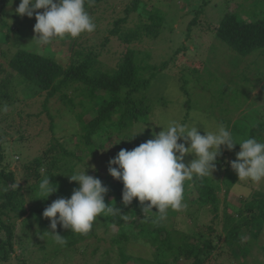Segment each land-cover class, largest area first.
Masks as SVG:
<instances>
[{
	"label": "rangeland",
	"instance_id": "1",
	"mask_svg": "<svg viewBox=\"0 0 264 264\" xmlns=\"http://www.w3.org/2000/svg\"><path fill=\"white\" fill-rule=\"evenodd\" d=\"M2 1L0 79L11 74L9 87L14 91V99L0 103V147L4 153L3 164L14 172L15 185H21L24 191L28 211L22 218L13 219L16 223L11 249H4L8 256L0 260V264H154L152 246L135 232L136 226L143 223V217L157 215L142 212L147 201L142 205L135 200L134 209L125 219L128 239L123 243L112 241L119 226L109 224L106 216H98L92 234L68 249L57 243L55 236L49 238L50 235L38 232L41 227L38 216L31 215L30 210L34 206L50 205L60 197L70 198L73 189L79 185L68 176L82 172L84 168L87 175L99 178L106 186L105 181L114 179L108 174L109 161L121 149L132 150L139 146L133 141V135L142 131L136 135L151 139L153 133L162 130L160 125L166 128L170 120L197 124L201 135L203 130H213L216 124L222 123L232 131L237 142L247 138L264 142V130L250 134L256 123L264 121V47L246 55L239 54L221 40L211 26L225 9L237 11L245 20L264 17V0H138L136 8L128 12L124 27L150 23V15L156 10L163 18L155 37L143 34L128 44L117 35H110L108 30L118 17L126 15L124 9L133 0H100L89 13L96 25L93 32L82 33L76 38L67 35L55 38L50 45L44 46L39 52L66 65L70 60V42L75 40V47H94L99 53L100 67L110 70L128 45L135 50L141 76L149 78L145 91L129 93L123 90V97L130 95L139 106L146 108L145 114L118 129L114 128L118 126V117L112 116L115 125L111 126V121H107L93 136L91 145L83 136L82 126L96 115L101 100L90 97L80 83L70 84L63 92L48 97L45 90L21 81L8 66V60L21 47L38 52L35 41H31L35 35V13L32 18L18 16L15 9L20 0ZM194 17L196 21L190 25ZM4 22L6 24L2 26ZM105 35L108 39L101 45ZM56 140L59 146H55V152H50L48 148L55 145ZM62 148L72 150L74 154L64 155ZM239 150V145L231 151L222 147V154L217 157L215 170L209 176L219 185L215 193L217 202L213 206L198 202L199 197L203 200L198 184L185 182L183 203L187 207L168 210L163 220L167 228L205 236L211 223L222 231L224 213L236 215L235 210L241 209L244 210L242 216L250 215L244 205L264 196V180L254 183L238 179L229 162L236 159ZM52 153L58 160L56 166L51 165ZM194 158L193 154L186 155L184 162L187 164ZM28 164L38 171L37 179L30 178L29 182L39 186L35 181L46 176H50V183L54 181L52 187L56 186L57 190L46 199L39 198V188L32 191L24 181L23 167ZM112 197L107 191L104 199ZM151 210L155 212L153 208ZM256 212L254 209L252 213ZM38 214L43 217L41 212ZM27 215L29 217L22 221ZM236 218L240 217L236 215ZM2 219L6 221L4 216ZM219 235H225V231ZM240 235L249 251L242 255L237 248L231 251L226 247L224 250L216 248L214 264H264V228L255 233L241 225ZM214 240L221 243L222 238ZM121 251L128 256L125 262ZM2 253L3 249H0V255Z\"/></svg>",
	"mask_w": 264,
	"mask_h": 264
},
{
	"label": "trees",
	"instance_id": "2",
	"mask_svg": "<svg viewBox=\"0 0 264 264\" xmlns=\"http://www.w3.org/2000/svg\"><path fill=\"white\" fill-rule=\"evenodd\" d=\"M3 2L5 1L3 0ZM99 2L100 0H91V2L90 0H85V11L89 14ZM137 2L138 0H133L132 4L124 9L126 15L118 17L108 30L110 35H117L123 43L128 44L132 40H138L143 34L155 37L159 31L163 17L158 10L151 13L150 23H138L135 27L123 26L128 12L136 8ZM195 21L196 17L190 21V25L195 23ZM5 24L6 22L2 23V26ZM211 26L215 34L239 54L246 55L256 49H260V47H264V17L245 20L239 17L237 11L225 9L220 19ZM6 32L8 33V30ZM107 39L108 35H105L101 45ZM75 44V40L70 42V60L66 65L57 62L49 54L34 52L28 50L29 48L21 47L8 60V66L18 74L21 81L27 82L32 87L45 90L48 97L58 92H63V89L70 84L80 83L84 85L82 88L88 90L90 97L99 98L101 102L97 106L96 115L82 126L83 136L86 142L91 145L93 136L105 127L107 121H111L112 116L118 117V126H114V128L118 129L125 128L134 123L140 115L145 114L146 108L139 106L137 100L130 95L123 97L125 93L123 90H128L129 93L139 92L140 90L145 91L149 78L141 76L140 66L136 63L134 57L135 50L128 45L122 51L116 66L110 70H105L100 67L99 53L94 47L82 45L75 47ZM10 80L11 74L0 79V103L2 104L9 103L14 99V91L9 87ZM64 96L66 95L64 94ZM110 124L111 126L115 125L112 121ZM255 126V128H251L250 134L258 130H264V121L256 123ZM132 139L136 141V145L149 140L141 135H135ZM56 145L59 146L57 140L56 144L50 145L48 150L55 152ZM62 151L64 155L74 154L72 150L65 148H62ZM57 161V157L52 153L51 165L56 166ZM3 162L4 153L0 147V249H3L0 260L8 256V251H4L5 248L11 249L16 220L26 215L28 211L25 206L26 199L21 185H15L14 172L8 170ZM37 164L41 163L37 161ZM23 169L24 181L27 182L32 191H35L39 186L29 181L30 178L37 179L38 171L29 164L25 165ZM70 170H72V167H70ZM35 182L39 184L40 179ZM191 182L198 184L203 195V200L199 199V197L198 202L212 203V206L214 202H217L215 193L219 189V185H216L209 176L203 179L194 177ZM52 183L54 184V181ZM227 183L229 185V181ZM104 184L108 188V192L113 196L110 200L105 198V203L109 204L110 207H119L121 210L122 215L106 216L109 224L119 226V232L116 237L112 238V241L120 244L128 239L124 229L125 219L129 215L130 210L134 209L136 199L134 198L133 202L125 207L121 203L123 184L116 179L105 181ZM227 190L225 189V191ZM263 197L248 201L244 205L245 210L250 213L248 216H242L244 210L242 211L241 209L235 210V214L240 218H236V215L224 213L222 231H218L214 224L211 223L207 227L208 233L205 236H196L176 228H167L163 220H159V213H156V216L143 217L142 225L136 226L135 232L141 239H144L152 246V261L154 264H214L216 258L213 255V251L216 248L224 250V247H226L229 251L237 248L242 255L249 251V247L242 242L240 227L244 225L255 233L264 228ZM47 206L49 205L38 208L34 206L31 208L30 214L38 216V223L41 225L38 232L50 235L49 238H51L54 235L50 233L52 231L49 227L50 221L38 214L40 212L43 213ZM153 209L157 210L155 207ZM254 209L257 210L256 213H252ZM2 216L6 217V221L2 219ZM28 217L27 215L22 221ZM13 219L16 220L13 221ZM223 231H225V235H219ZM55 233L66 239L67 243L61 246L64 249H68L75 247L79 241L89 237L92 231L87 235L76 234L57 224ZM215 238L218 240L222 238L221 243L215 241ZM123 253L121 251L120 255L122 261L125 262L128 256ZM179 260L181 261L178 262Z\"/></svg>",
	"mask_w": 264,
	"mask_h": 264
},
{
	"label": "clouds",
	"instance_id": "3",
	"mask_svg": "<svg viewBox=\"0 0 264 264\" xmlns=\"http://www.w3.org/2000/svg\"><path fill=\"white\" fill-rule=\"evenodd\" d=\"M84 5L85 0H20L15 14L32 18L35 13V35L31 41H35L39 52L55 38L66 35L76 38L95 30L96 25ZM38 9L43 11L37 12ZM197 126L170 120L166 128L160 125L162 130L153 133L151 139L132 150L121 149L109 161L108 174L123 184V206L130 205L134 198L142 205L147 201L142 212L159 213V220L166 219L169 209L186 208L183 203L185 182L194 177L203 179L212 176L222 147L231 151L239 145L236 159L229 162L239 180L254 183L264 180V142L255 138L237 142L232 131L222 123L216 124L213 130H203V135ZM189 154L195 158L186 164L184 158ZM49 177L39 183L41 199H46L57 190L56 186L52 187ZM68 177L79 187L73 189L70 198L54 200L42 213L50 221V233L61 245L67 241L55 233L57 224L73 233L87 235L98 216L122 215L119 207H110L105 203L107 187L99 178L87 175L85 168ZM153 207L157 209L155 212L151 210Z\"/></svg>",
	"mask_w": 264,
	"mask_h": 264
}]
</instances>
